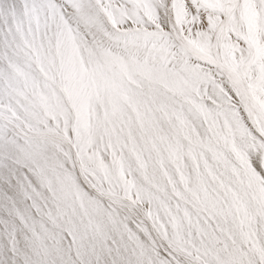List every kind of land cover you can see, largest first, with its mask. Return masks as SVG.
I'll list each match as a JSON object with an SVG mask.
<instances>
[{
	"label": "snow or ice",
	"instance_id": "snow-or-ice-1",
	"mask_svg": "<svg viewBox=\"0 0 264 264\" xmlns=\"http://www.w3.org/2000/svg\"><path fill=\"white\" fill-rule=\"evenodd\" d=\"M0 264H264V0H0Z\"/></svg>",
	"mask_w": 264,
	"mask_h": 264
}]
</instances>
